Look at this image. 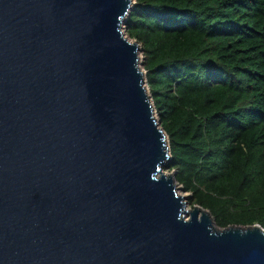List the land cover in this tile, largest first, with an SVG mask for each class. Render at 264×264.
I'll return each instance as SVG.
<instances>
[{
	"label": "water",
	"instance_id": "water-1",
	"mask_svg": "<svg viewBox=\"0 0 264 264\" xmlns=\"http://www.w3.org/2000/svg\"><path fill=\"white\" fill-rule=\"evenodd\" d=\"M133 4L0 0V264H264L164 172Z\"/></svg>",
	"mask_w": 264,
	"mask_h": 264
},
{
	"label": "trees",
	"instance_id": "trees-1",
	"mask_svg": "<svg viewBox=\"0 0 264 264\" xmlns=\"http://www.w3.org/2000/svg\"><path fill=\"white\" fill-rule=\"evenodd\" d=\"M133 1L164 169L218 228L264 230V0Z\"/></svg>",
	"mask_w": 264,
	"mask_h": 264
},
{
	"label": "rangeland",
	"instance_id": "rangeland-1",
	"mask_svg": "<svg viewBox=\"0 0 264 264\" xmlns=\"http://www.w3.org/2000/svg\"><path fill=\"white\" fill-rule=\"evenodd\" d=\"M123 32H124V29H123ZM142 59H143V57H142V55H141V53H140V63H141V64H142ZM141 68H142V66H141ZM154 115H155L156 120L158 121V117H157V115H156V112L154 113ZM164 172H165L166 174L172 173V172H168L166 169H164ZM178 192H179L180 195H182V196H184V197L186 198L187 202L189 203L188 208L190 209V208H191V206H190V201H189V199H190V194H189V193H185V192H183V190H182L181 187H180V189H179Z\"/></svg>",
	"mask_w": 264,
	"mask_h": 264
},
{
	"label": "bare ground",
	"instance_id": "bare-ground-1",
	"mask_svg": "<svg viewBox=\"0 0 264 264\" xmlns=\"http://www.w3.org/2000/svg\"><path fill=\"white\" fill-rule=\"evenodd\" d=\"M189 210V209H188Z\"/></svg>",
	"mask_w": 264,
	"mask_h": 264
}]
</instances>
